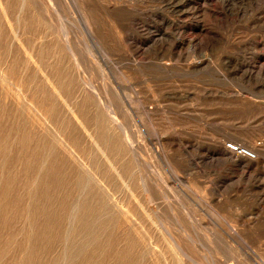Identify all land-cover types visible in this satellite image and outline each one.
Wrapping results in <instances>:
<instances>
[{"label": "rangeland", "instance_id": "374dc122", "mask_svg": "<svg viewBox=\"0 0 264 264\" xmlns=\"http://www.w3.org/2000/svg\"><path fill=\"white\" fill-rule=\"evenodd\" d=\"M0 264H264V0H0Z\"/></svg>", "mask_w": 264, "mask_h": 264}, {"label": "bare ground", "instance_id": "6f19581e", "mask_svg": "<svg viewBox=\"0 0 264 264\" xmlns=\"http://www.w3.org/2000/svg\"><path fill=\"white\" fill-rule=\"evenodd\" d=\"M50 5H52V4H50L49 3V7H51ZM4 13V12H3ZM58 13V12H57ZM6 20H7V18H5ZM8 22V21H7ZM9 23V22H8ZM11 24V23H10ZM9 26V25H8ZM10 29H11V27H10ZM26 49V48H25ZM24 49V50H25ZM68 51H69V53H70V55H71V57H73L72 59H74L75 57H74V52L72 53V51H71V49H70V47H68ZM28 54H29V52H28ZM28 54H26V55H28ZM31 54H32V51H31ZM30 54V55H31ZM25 56V55H24ZM32 56V55H31ZM76 59V58H75ZM28 60V59H27ZM76 62H77V60H75ZM77 64V63H76ZM38 65V64H37ZM78 67H79V65H77ZM37 67V66H36ZM80 68V67H79ZM41 70V69H40ZM81 71V70H80ZM80 76V75H79ZM46 78V77H45ZM48 78V77H47ZM46 80V79H45ZM49 80V79H48ZM52 82H50V84H51ZM53 89H54V87L53 86H51ZM87 88V87H86ZM90 89V88H89ZM86 91H87V89H86ZM91 91H93V90H91ZM90 91V92H91ZM95 92V91H94ZM94 92H92L93 94H94ZM95 93H97V92H95ZM17 95H18V93H17ZM16 95V96H17ZM97 95V94H96ZM97 97V96H96ZM99 97V96H98ZM98 99H100V98H98ZM71 101V100H70ZM101 105H103V104H101ZM111 105V104H110ZM104 106V105H103ZM29 107V106H28ZM68 108V107H67ZM106 109V108H105ZM110 109H112V107L110 108ZM109 108L107 109L108 110V116L110 115L111 117H110V119H111V121H112V123L113 124H116L117 123V119H116V117H115V114L110 110ZM31 110V109H30ZM41 110V109H40ZM68 110V109H67ZM72 110V109H71ZM36 111V110H35ZM39 111V110H38ZM71 112V111H70ZM36 113V112H35ZM77 118V117H76ZM77 122H79V121H77ZM81 123V122H80ZM120 123V122H119ZM82 125V124H81ZM85 126V125H84ZM123 127V126H122ZM121 128V127H120ZM84 129V128H83ZM122 130V129H121ZM125 132V131H124ZM90 134V133H89ZM88 134V135H89ZM128 134V133H127ZM87 135V136H88ZM124 135H126V134H124ZM123 136V135H122ZM90 137V136H89ZM126 137V136H125ZM122 138V137H121ZM126 138H129V137H126ZM93 140V139H92ZM126 143H128L127 142V140L125 141ZM130 142V141H129ZM96 144V143H95ZM131 144V143H130ZM129 144V145H130ZM128 145V144H127ZM131 146V145H130ZM134 148V147H133ZM129 149H131L132 150V147L131 148H129ZM248 149V148H247ZM114 150V149H113ZM250 152H252L253 154H254V158H249V157H235V158H239V159H242V160H234V159H232L234 156H232L230 153H228L226 150V152H225V154H224V156H227V158H229L230 160H231V162H232V164L233 165H236L237 167L239 166V167H241L242 169H247L248 167H249V160L250 161H255L256 160V155H255V153L253 152V151H251L250 149H248ZM134 151V150H133ZM132 151V152H133ZM136 151V150H135ZM223 151V150H222ZM223 152V153H224ZM104 153V152H103ZM121 154V153H120ZM136 154V153H135ZM134 155V154H133ZM137 155H139V154H137ZM223 155V154H222ZM223 157V156H222ZM134 158V157H133ZM227 158H226V160H227ZM136 160H137V158H136ZM136 166L138 167V165L136 164ZM250 168V167H249ZM139 170V169H138ZM140 175V174H139ZM119 176V175H118ZM132 176H133V174H132ZM140 177V176H139ZM143 177V176H142ZM90 178V177H89ZM147 179V178H146ZM141 180H143V178L141 179ZM143 181H145V179L143 180ZM139 182H141V181H139ZM143 184V183H142ZM141 184V185H142ZM146 185V184H145ZM146 187V186H145ZM143 189V188H142ZM147 191V190H146ZM148 192V191H147ZM146 193V192H145ZM144 193V194H145ZM146 195L147 194H145V197H146ZM149 196V195H148ZM149 199V198H148ZM147 200V199H146ZM148 202V201H147ZM148 204H149V202H148ZM152 204V203H151ZM150 204V205H151ZM149 205V206H150ZM77 208V207H76ZM152 208H153V206H152ZM154 209V208H153ZM155 213V212H154ZM155 216H156V214H155ZM157 217V216H156ZM174 242V241H173ZM174 244V243H173ZM184 258V257H183Z\"/></svg>", "mask_w": 264, "mask_h": 264}, {"label": "built area", "instance_id": "2783aa9c", "mask_svg": "<svg viewBox=\"0 0 264 264\" xmlns=\"http://www.w3.org/2000/svg\"><path fill=\"white\" fill-rule=\"evenodd\" d=\"M225 150L234 157H249L254 158V154L250 152L246 147L228 143L225 145Z\"/></svg>", "mask_w": 264, "mask_h": 264}]
</instances>
